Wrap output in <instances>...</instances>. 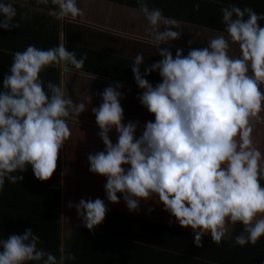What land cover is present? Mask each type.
<instances>
[{
  "label": "clouds",
  "instance_id": "obj_1",
  "mask_svg": "<svg viewBox=\"0 0 264 264\" xmlns=\"http://www.w3.org/2000/svg\"><path fill=\"white\" fill-rule=\"evenodd\" d=\"M38 3L47 5L49 0ZM51 3L49 15L58 19L83 16L77 0ZM137 3L161 57L143 74L142 54L131 65L142 90L138 100L154 121L146 122L137 137L139 122L124 123L121 85L106 87L102 103L92 108L104 150L88 155L89 172L106 179L108 202L119 203L122 196L129 212H138L141 201L157 199L181 228L192 230L197 248L203 246L204 236L219 245L228 226L237 223L243 231L235 236V244L255 245L264 237V154L252 136L264 113V27L259 23L264 14L250 7H224L227 38L216 35L207 47L191 49L186 56L177 49L173 57L160 45L180 39V32L172 30L174 22L162 10L150 9L146 0ZM194 7L199 10L198 4ZM16 15L11 3L0 2V29L19 28ZM230 42L238 46L239 56L229 54ZM86 59L77 58L63 44L49 49L29 45L13 53L0 90V193L6 180L13 185L22 182L29 168L40 182L56 172L60 152L72 135L67 120L87 111L89 104L74 102L51 81L45 85L41 73L62 63L82 70ZM153 72L162 81L155 87L146 79ZM113 129L115 144L109 136ZM67 206L75 208L89 232L103 223L108 211L100 198ZM40 243L31 228L0 239V264L75 260L70 252L58 260L38 247Z\"/></svg>",
  "mask_w": 264,
  "mask_h": 264
},
{
  "label": "trees",
  "instance_id": "obj_2",
  "mask_svg": "<svg viewBox=\"0 0 264 264\" xmlns=\"http://www.w3.org/2000/svg\"><path fill=\"white\" fill-rule=\"evenodd\" d=\"M100 1L139 11L137 0ZM0 2L11 3L16 9L14 22L20 24V29L58 39L59 26L56 21L47 26L44 20L45 12L38 10L48 4L38 3V0ZM146 2L150 9L162 10L163 16L169 20L221 32H226L221 13L224 7H250L258 14H264V0ZM197 4L198 11L194 7ZM2 35L0 34V42ZM8 50L9 56L11 53L22 51L15 47H7L6 51ZM146 67L150 66H141V74ZM129 121L139 122V132L136 134L141 135L144 124L154 121V118H135L134 115L124 112V123ZM60 171L58 161L56 172L46 182L36 180L31 168L22 174V182L13 185L5 181L4 190L0 193V239L6 240L12 234L22 235L26 229L31 228L34 234L40 237L41 243L38 247L51 252L58 260L62 254L68 252L75 255V260L65 261L64 264H264V237L255 245L241 247L235 244V236L243 231L239 223L228 226V232L219 245L212 242L210 236H204L203 246L197 248L194 245L192 230L181 228L174 218L163 210V205L157 204V199L153 198L147 203L141 201L138 212H129L122 196L119 203L108 202L104 191V177L95 176L92 179L66 176L63 185ZM261 183L264 186V181ZM96 198L104 200L108 211L103 223L89 232L77 217L75 208L70 209L67 205L69 202L78 203L81 199ZM149 209L152 211L149 212Z\"/></svg>",
  "mask_w": 264,
  "mask_h": 264
},
{
  "label": "crops",
  "instance_id": "obj_3",
  "mask_svg": "<svg viewBox=\"0 0 264 264\" xmlns=\"http://www.w3.org/2000/svg\"><path fill=\"white\" fill-rule=\"evenodd\" d=\"M49 3L45 8L38 10L45 12L44 20L47 26L56 21V25L59 26L58 39L44 36L43 33L29 32L27 29L26 31L20 28L8 31L0 29V34H3L0 42V84L3 82V77L9 74L13 60V54L9 56L7 53L9 50L6 51L7 47L24 51L29 45L49 49L63 44L68 51L75 52L77 58L87 56L82 70H76L73 66L62 63L48 67L41 73V79L44 80L45 85L51 81L60 86L66 97L72 98L74 102L89 104L87 111L77 117L73 115L67 120L72 135L59 156L60 176L65 185L66 176L92 179L98 176L89 172L87 157L89 154L104 150V145L98 136L99 128L92 114V108L99 107L102 103L101 93L106 87L121 85L120 91L124 98L120 103L125 113L132 114L135 118L142 116L154 118L146 109L143 111V108H140L138 96L142 94V90L134 81L131 65L137 54L143 55L144 65L147 66L159 62L161 57L158 55V48L150 42L148 22L139 11L100 0H77L83 16L76 20L58 19L49 15V9L54 7L52 3ZM108 7H113L111 10L117 14H107ZM173 22L172 30L180 32V39L170 41L167 45H160L161 50L168 48L173 57L177 49H182V54L186 56L191 49L207 47V42L216 35L224 34L227 38V33L224 31L206 29L190 23ZM259 23L264 27V20ZM160 30H165L164 25H161ZM229 54L233 57L240 55L238 46L231 42ZM95 61L98 62L95 64ZM146 79L154 87L162 82L157 72L150 73ZM261 87L264 90V85ZM261 116V121L254 125L252 136L255 145L264 154V113H261ZM78 126L84 128L79 129ZM109 134H112L109 136L115 144L117 141L115 129ZM136 136L140 135L136 134Z\"/></svg>",
  "mask_w": 264,
  "mask_h": 264
},
{
  "label": "rangeland",
  "instance_id": "obj_4",
  "mask_svg": "<svg viewBox=\"0 0 264 264\" xmlns=\"http://www.w3.org/2000/svg\"><path fill=\"white\" fill-rule=\"evenodd\" d=\"M111 8L113 7H108V11H107V14H117L115 11H112ZM115 9V8H114ZM116 10V9H115ZM136 103V102H135ZM137 104V103H136ZM140 108H143L142 106H140ZM145 108H143V111H144ZM142 111V112H143ZM145 117V116H144ZM147 117V116H146ZM149 118V117H148ZM79 127V126H78ZM81 127H79L80 129Z\"/></svg>",
  "mask_w": 264,
  "mask_h": 264
}]
</instances>
